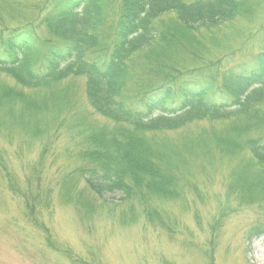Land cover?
<instances>
[{"label":"trees","instance_id":"obj_1","mask_svg":"<svg viewBox=\"0 0 264 264\" xmlns=\"http://www.w3.org/2000/svg\"><path fill=\"white\" fill-rule=\"evenodd\" d=\"M122 1L123 9L118 10L107 39L100 30L101 16L109 14L105 0H52L43 24L53 39L41 38L37 28L28 23L5 29L7 34L0 33L6 35L0 37V73L12 77L20 86L19 92L8 86L1 88L0 113L9 105L8 117L2 118L17 120L30 141L38 140L44 132H50L48 118L45 120L49 105L54 104L59 110L60 99L65 100L63 91L54 92L53 86L70 76H85L89 104L109 123L80 131L85 143L77 153L81 164L69 175L74 179L67 178L84 181L100 197L120 193L124 199L136 197L144 204L151 203L154 195L181 198L180 183L189 181L188 172L194 168L189 167L192 154L203 156L198 165L201 166L202 161L214 164L216 151L227 154L241 151L242 148L230 144L231 138L248 134L249 125L235 122L239 117H233L259 116L252 111L264 104V52L224 69L221 81L216 75H208V68L201 65L202 53L209 49L204 32L242 15L255 14L259 3L257 0ZM19 12L20 8L10 0H0V18L19 21ZM166 16L171 18L162 28L159 21ZM140 54H144L150 71L161 74L163 79L155 87L131 93L126 82ZM220 64L217 62L211 70L217 73ZM23 88H37L42 90L41 95L32 99L22 92ZM49 89L52 91L49 95L44 93ZM12 103L21 104V112L16 113ZM230 116L233 122L226 130L203 135L195 141V146L202 149L199 152H194L192 143L187 142L182 149L161 137L194 122ZM53 119L56 120L54 116ZM57 123L55 137L56 132L66 128V124ZM10 124L4 121V131H10ZM246 146L252 152L251 165L247 163L252 168L245 165L239 168L231 188L239 196L248 197L245 199L256 200L257 190L263 191L259 186H264V143L250 138ZM3 154L0 151V170L8 178L11 171L3 161ZM47 154L46 145L42 161ZM13 183L16 184L10 182ZM13 185L11 189L25 200L28 217L35 218L39 203L36 193L34 190L17 193ZM145 214L151 226L171 231V223L163 219L156 207H147ZM211 230L214 232L216 228ZM262 235L264 227L252 231L249 238Z\"/></svg>","mask_w":264,"mask_h":264},{"label":"rangeland","instance_id":"obj_2","mask_svg":"<svg viewBox=\"0 0 264 264\" xmlns=\"http://www.w3.org/2000/svg\"><path fill=\"white\" fill-rule=\"evenodd\" d=\"M10 1L20 8L21 18L10 21L1 17V34L5 29L28 23L37 28L41 38L53 39L43 24L52 0ZM257 1L255 14L242 15L204 32L210 50L202 53L201 65L218 81L224 69L264 52V0ZM122 5V0H105L109 14L101 16L103 38L109 36ZM170 18L164 17L159 25L163 28ZM1 34L0 37L6 36ZM217 62L221 68L216 73L211 66ZM155 72L150 71L144 54L138 55L126 88L136 93L155 87L163 79ZM86 83L85 76H70L53 86L52 91H63L65 100L60 99L59 110L54 104L49 105L45 120L48 118L50 132H44L38 140L30 141L17 120L2 118L8 117L9 105L0 113V151L11 171L7 178L0 170V264H264V235L249 238L252 231L264 227V186H259L263 191L257 190L256 200L245 199L248 197L239 196L231 188L239 168H252V152L246 146L249 139L264 143V104L252 111L259 116L233 117H239L235 122L249 125L248 134L231 138L230 144L241 151H216L214 164L202 161L201 166L198 165L203 156L192 154L188 160L189 167L194 168L188 172L189 181L180 183L181 198L154 195L151 203L144 204L140 198L124 199L120 193L100 197L84 181L69 179H74L69 175L81 164L77 153L85 143L80 131L109 123L89 104ZM4 86L19 92L17 82L0 73V90ZM41 91L23 88L22 92L33 99ZM52 91L44 93L49 95ZM10 105L16 113L21 112V104ZM233 118L194 122L161 137L182 149L187 142L192 143L194 152H199L202 149L195 146V141L226 130ZM3 120L11 122L10 131H4ZM57 121L66 124V128L56 132L55 137ZM46 145L48 154L42 161ZM10 182H16L13 184L17 193L34 190L36 201L39 200L35 218L28 217L25 200L15 194ZM147 207H156L163 219L171 223L172 232L151 226L146 219ZM212 228L216 230L213 232Z\"/></svg>","mask_w":264,"mask_h":264}]
</instances>
